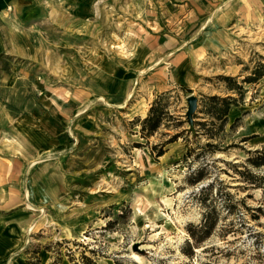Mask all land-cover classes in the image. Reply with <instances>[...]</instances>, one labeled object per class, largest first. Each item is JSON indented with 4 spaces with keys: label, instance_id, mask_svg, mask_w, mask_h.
Here are the masks:
<instances>
[{
    "label": "rangeland",
    "instance_id": "1",
    "mask_svg": "<svg viewBox=\"0 0 264 264\" xmlns=\"http://www.w3.org/2000/svg\"><path fill=\"white\" fill-rule=\"evenodd\" d=\"M227 1L35 0L0 18V264H264V194L231 169L264 146V76L243 84L222 129L202 113L204 97H236L221 77L264 65V7L221 27L228 47L199 53ZM182 86L198 99L194 133L156 157L153 146L188 130ZM164 92L169 118L144 139L133 121ZM5 104L36 111L12 116ZM200 165L204 179L189 184ZM43 166L64 188L33 204L27 182ZM249 170L264 186V167ZM211 207L212 234L186 255V226Z\"/></svg>",
    "mask_w": 264,
    "mask_h": 264
},
{
    "label": "trees",
    "instance_id": "2",
    "mask_svg": "<svg viewBox=\"0 0 264 264\" xmlns=\"http://www.w3.org/2000/svg\"><path fill=\"white\" fill-rule=\"evenodd\" d=\"M263 76H264V65L258 64L257 66H255L254 69H252L251 73L246 77H243L240 82H237V80L233 77H221V79L225 84V90L236 95V97L233 96L204 97L202 113L210 117L211 119L210 125L212 126L217 124L218 130L222 129L224 124L227 122V114L230 111L231 107L237 105L238 100L243 98V84L257 83ZM179 90L183 92L186 96L191 93V89L184 86L179 87ZM167 95L168 92H164L161 93L160 95H157L153 100V102L151 103L147 115L143 119L137 118L133 121L135 125L139 126V134L142 138L147 139L150 136L154 135L159 130V128L165 124L164 122L166 121V119L169 118V115H167L166 113V102H165V98L167 97ZM5 107L12 116L25 114V112L21 107H12L10 104H5ZM183 122L178 121L176 122V124L177 126H180ZM195 124L201 127H205L208 125L205 122L195 123ZM233 127L234 124H232L231 128ZM187 131L188 130H183L181 134L178 133L176 135H173L163 144L158 145V148L157 146H153L151 149L152 151L156 150L155 156L156 157L162 156L164 152L162 148L166 144L175 141L180 135L187 133ZM210 131H208V129L206 130L203 128L202 131L203 133L201 134H203L207 139H213L215 135ZM196 132L197 131H195V133ZM199 134L200 133H196V136H198ZM248 139L249 138L246 137L242 139V142L247 141ZM209 147L212 148L213 145L210 143H205L204 146H201V151L200 153L195 155V159L199 158V155L203 153L202 151L204 150V148H209ZM245 155L246 158L244 163L241 165L238 164L231 165V169L234 171L235 174L239 175V178L246 185H249L250 187L253 188H259L262 190L264 194V186L261 183L263 177L259 178L258 176L252 174L249 170V167H253V168L264 167V146L254 150H246ZM205 166L206 165H200L195 169H193L187 177V182L193 185L203 180L206 172ZM238 167H243V169H238ZM199 191L201 195L204 194L205 187H202ZM257 211L261 212V214L264 216V211H262V208L258 207ZM215 213H216L215 209L211 207L203 213L202 220L198 225L188 224L186 226L187 233L189 234L191 239V242H188L186 244L187 249L183 251L186 255L191 256L193 254V250L198 248L200 244L212 234V231L214 230V227L216 225ZM82 259L84 262L83 264H93L90 261V259H88L85 256H83ZM206 264H211V263H206Z\"/></svg>",
    "mask_w": 264,
    "mask_h": 264
},
{
    "label": "crops",
    "instance_id": "3",
    "mask_svg": "<svg viewBox=\"0 0 264 264\" xmlns=\"http://www.w3.org/2000/svg\"><path fill=\"white\" fill-rule=\"evenodd\" d=\"M34 1L35 0H0V18L6 15H14L20 18L24 15H27V13H29L30 8L32 6L31 4ZM236 1L237 2L235 3L234 0H228L225 11H222L219 14H216L215 10L212 11L211 13L212 18L210 20L211 36L204 38L203 41L199 44L198 47L199 53L200 50L215 52L220 47H228L231 44L230 35L226 34V32L221 30V27L228 26L229 22L240 14L245 15L247 13L248 15H251L252 18L254 17L259 18L260 12L264 7V0H236ZM5 54L6 53H4L3 45L0 40V58L2 57V55ZM68 105L69 104L67 105L62 104L63 107H66ZM27 108L28 109L23 108V111L26 113L24 114V118L27 115L29 116L30 112L36 111L34 107H27ZM45 122L47 123L48 128L51 129L53 128L52 125L49 123L48 119H46ZM262 122L264 123V120ZM48 149L49 146H45L42 148V151ZM64 182L65 181L63 175L59 173L56 167H54L52 170H49L48 167L43 166L33 175H31V177L28 179L26 186L27 196L31 198L33 204L42 202V200L45 199V197L47 196H49V198L51 197L55 198L57 193L63 190L65 184ZM9 190H14V189H9ZM20 201H22V199H20L18 203ZM0 253L2 252L0 251Z\"/></svg>",
    "mask_w": 264,
    "mask_h": 264
},
{
    "label": "water",
    "instance_id": "4",
    "mask_svg": "<svg viewBox=\"0 0 264 264\" xmlns=\"http://www.w3.org/2000/svg\"><path fill=\"white\" fill-rule=\"evenodd\" d=\"M186 102H187V107H186V112H185V118L188 123V131L191 133H194V118L193 115L195 114L197 110V105H198V99L190 94L186 97ZM137 250V248L135 247ZM144 251H142V254Z\"/></svg>",
    "mask_w": 264,
    "mask_h": 264
}]
</instances>
